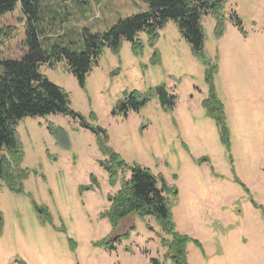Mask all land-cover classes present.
Wrapping results in <instances>:
<instances>
[{"label":"rangeland","instance_id":"374dc122","mask_svg":"<svg viewBox=\"0 0 264 264\" xmlns=\"http://www.w3.org/2000/svg\"><path fill=\"white\" fill-rule=\"evenodd\" d=\"M41 3L42 30L77 50L84 30L103 33L147 10L145 0ZM234 14L243 33L233 26ZM218 17L220 37L214 16L200 19L207 66L172 20L153 44L137 34L140 51L126 40L117 52L103 48L83 87L64 61L39 65L67 94L70 109L106 134L124 167L109 166L111 179L97 136L78 119L19 120L14 128L28 176L21 192L0 183V264H173L170 238L152 216L131 213L114 227L104 216L134 166L163 179L175 231L200 243L186 245L187 264H264V0H226ZM24 27L19 4L0 15V60L17 61L26 52ZM212 65L228 148L200 105ZM133 92L137 110L124 111Z\"/></svg>","mask_w":264,"mask_h":264},{"label":"trees","instance_id":"16d2710c","mask_svg":"<svg viewBox=\"0 0 264 264\" xmlns=\"http://www.w3.org/2000/svg\"><path fill=\"white\" fill-rule=\"evenodd\" d=\"M145 1L146 12L119 20L106 32L92 34L84 30L81 35V47L77 50L72 44H65L60 40L61 37L53 39L48 36L39 26L44 8L41 0H0V15L11 12L19 4L25 19L26 52L17 61L0 60V183L10 191L21 192L22 182L28 176L27 171L21 166L24 154L14 128L17 122L25 117L60 114L78 119L84 129L97 136V147L110 163L106 170L110 173L111 179H115L112 177L114 169L110 170L109 166L124 167L119 155L106 146V134L99 128H92L80 114L70 109L67 94L39 73L40 64L52 66L54 63L64 61L66 71L76 79L80 87H83L86 75L97 65L103 48L117 52L121 41L126 40L134 52L140 51L141 45L136 39L137 34L145 33L149 42L153 44L158 39L159 30L172 20L177 24L179 33L189 44L192 53L207 66L208 62L202 53L203 33L200 19L202 16H214L217 19L215 35L220 37L222 22L218 19V14L226 0ZM231 20L233 26L243 33L242 24L235 14ZM216 69V65H212L205 71L208 92L200 105L214 121L220 142L228 148L229 137L224 124L223 105L217 99L212 83V73ZM137 99L138 95L135 92L131 93L124 111H136ZM130 173L129 179L122 184L121 189L109 198L111 206L105 212V218L114 227L119 220L131 213L142 218L152 216L160 225L163 234L170 238L168 248L173 264H187L186 245L192 243L197 248H201V245L197 240L175 231L164 195L168 191L163 179L156 178L148 169L139 166L130 168ZM1 229L0 215V234ZM153 262L157 264L155 260Z\"/></svg>","mask_w":264,"mask_h":264},{"label":"water","instance_id":"95a60500","mask_svg":"<svg viewBox=\"0 0 264 264\" xmlns=\"http://www.w3.org/2000/svg\"><path fill=\"white\" fill-rule=\"evenodd\" d=\"M157 95L159 97L160 106L161 107H164L165 104L167 103V97H166L165 93L163 92V90L161 88H158L157 89ZM142 103H143V100L140 101V104H142Z\"/></svg>","mask_w":264,"mask_h":264},{"label":"flooded vegetation","instance_id":"af4514ba","mask_svg":"<svg viewBox=\"0 0 264 264\" xmlns=\"http://www.w3.org/2000/svg\"><path fill=\"white\" fill-rule=\"evenodd\" d=\"M126 105H127L126 102H123V103L121 104L122 107H125Z\"/></svg>","mask_w":264,"mask_h":264}]
</instances>
